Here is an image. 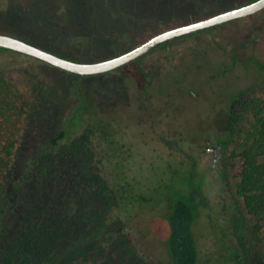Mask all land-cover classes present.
<instances>
[{
    "label": "rangeland",
    "instance_id": "374dc122",
    "mask_svg": "<svg viewBox=\"0 0 264 264\" xmlns=\"http://www.w3.org/2000/svg\"><path fill=\"white\" fill-rule=\"evenodd\" d=\"M251 1L0 0V33L72 61L91 63L132 50L167 29ZM233 92L242 96L234 103L227 131L226 111ZM260 98L264 99V10L174 40L135 63L97 76H78L0 50V123H4L0 140L13 146L19 157L17 170L64 130L83 105L81 125L60 142L61 156L66 157L81 139L95 141L88 147L95 154L93 165L112 186L116 155L107 144L96 145L98 140L89 137L96 123H104L116 129L120 157L126 156L130 174L151 172L144 181L158 188L149 195L152 200L139 204L129 227L131 250L144 263L170 260L171 187L174 191L182 184L193 158L198 174L194 188L200 191L188 206L197 217L194 233L201 264H235L230 254L236 249L244 264H264V217L250 215L236 193L241 152L252 142L257 123L250 102ZM174 128L191 145L170 167V149L160 135ZM227 134L230 137L215 160L207 147H216ZM205 138L209 139L203 143ZM139 158L141 165H136ZM178 162L183 168L176 167ZM259 162L264 163V156ZM78 167L73 158L67 166L70 177L53 185L60 203L66 199L77 203L80 194L87 197L92 184ZM166 169L168 175L161 176ZM2 232L4 237L11 232L7 223Z\"/></svg>",
    "mask_w": 264,
    "mask_h": 264
},
{
    "label": "trees",
    "instance_id": "16d2710c",
    "mask_svg": "<svg viewBox=\"0 0 264 264\" xmlns=\"http://www.w3.org/2000/svg\"><path fill=\"white\" fill-rule=\"evenodd\" d=\"M230 94L226 111L227 131L231 127L234 103L242 96L241 93ZM250 104L256 113L257 123L252 142L246 144L241 152L243 163L236 170L239 179L236 193L243 199L250 215L264 217V163L259 162V158L264 156V99H253ZM82 107H77L65 129L47 140L22 169L16 168L19 157L12 152L13 146L4 145L0 140V264H151L144 263L132 252L129 239L131 215L139 204L152 200L149 195L158 188L152 189L144 181V177L151 175L149 169L148 173L140 171L138 177L130 174L129 167L125 165L126 156L120 157L122 150L117 131L109 124L96 123L89 137L94 136L98 140L96 145L107 144L116 155L112 186H108L107 180L93 165L95 154L88 147L95 141L81 139L73 148L70 146L66 157L61 156L62 150H58L60 142L81 125ZM3 124L0 123V130ZM167 133L161 134L160 138L170 149V167H175L174 159L191 142L183 137L179 128ZM229 137L227 134L217 142L225 146ZM208 139L205 138L203 143ZM73 158L78 161L82 176L92 185L87 197L80 194L77 203L69 199L60 203L53 185L63 176L65 180L70 177L67 166ZM140 163L139 158L135 164ZM177 164L176 167L183 166L182 163ZM188 164L190 169L182 173V184L174 191L171 187L170 260L159 261L158 264H201L194 233L197 217L188 206V202H196L200 189L194 188L198 178L196 161L189 158ZM167 171L161 170V176L166 177ZM220 173V181H223ZM159 186L163 188L162 184ZM4 223L11 229L7 237L2 232ZM225 228L227 231L228 227ZM230 258L235 264H244L238 249L231 252Z\"/></svg>",
    "mask_w": 264,
    "mask_h": 264
},
{
    "label": "water",
    "instance_id": "95a60500",
    "mask_svg": "<svg viewBox=\"0 0 264 264\" xmlns=\"http://www.w3.org/2000/svg\"><path fill=\"white\" fill-rule=\"evenodd\" d=\"M263 9L264 0H254L201 20L167 29L132 50L112 58L91 63L76 62L60 57L27 41L6 34H0V48L16 51L39 59L68 73L82 77L97 76L113 72L164 43L253 15Z\"/></svg>",
    "mask_w": 264,
    "mask_h": 264
},
{
    "label": "flooded vegetation",
    "instance_id": "af4514ba",
    "mask_svg": "<svg viewBox=\"0 0 264 264\" xmlns=\"http://www.w3.org/2000/svg\"><path fill=\"white\" fill-rule=\"evenodd\" d=\"M253 1H254V0H253ZM251 2H252V1H251ZM263 10H264V9H263ZM263 10H261V11H263ZM261 11H259V12H261ZM259 12L255 13V14H253V15L247 16V17H253L254 15L258 14ZM247 17H244V18H247ZM241 19H243V18H241ZM238 20H239V19H238ZM234 21H235V20H234ZM231 22H232V21H231ZM222 25H223V24H222ZM219 26H220V25H219ZM210 29H211V28H210ZM210 29H208V30H210ZM205 31H207V30H205ZM201 32H203V31H201ZM198 33H200V32H198ZM0 34H1V33H0ZM195 34H197V33H195ZM192 35H193V34H192ZM178 39H180V38H178ZM175 40H177V39H175ZM173 41H174V40H173ZM170 42H172V41H170ZM170 42L164 43V44H162V45H160V46L154 48L153 50L158 49V48H161V47H163V46H166V45H168ZM0 50H2V51H6V52H10V51H12V50H8V49H4V48H0ZM153 50H151L150 52H152ZM13 52H15V53H19V52H16V51H13ZM150 52H148V53H150ZM148 53H146V54L142 55L141 57L135 59L134 61H132V62L126 64L125 66H127V65H129V64H131V63H135V62H137L138 60H140L142 57H144V56L147 55ZM19 54L24 55V56H28V55H25V54H22V53H19ZM35 59H36V58H35ZM125 66H123V67H125ZM123 67H121V68H119V69H117V70H120V69H122ZM117 70H115V71H117ZM221 147H222V145H221L220 143H218V145H217L216 147H207V149H208L209 152H211V153L214 154V157H215L216 159H218V158H219V149H220Z\"/></svg>",
    "mask_w": 264,
    "mask_h": 264
}]
</instances>
